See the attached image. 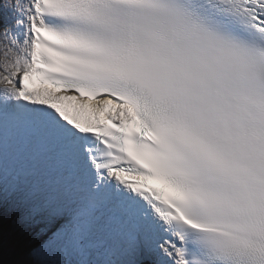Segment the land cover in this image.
<instances>
[{
  "label": "snow or ice",
  "instance_id": "1",
  "mask_svg": "<svg viewBox=\"0 0 264 264\" xmlns=\"http://www.w3.org/2000/svg\"><path fill=\"white\" fill-rule=\"evenodd\" d=\"M28 264H264V0H0V244Z\"/></svg>",
  "mask_w": 264,
  "mask_h": 264
},
{
  "label": "rangeland",
  "instance_id": "2",
  "mask_svg": "<svg viewBox=\"0 0 264 264\" xmlns=\"http://www.w3.org/2000/svg\"><path fill=\"white\" fill-rule=\"evenodd\" d=\"M5 227H9L11 228V230H7ZM3 229H4L3 230V241H2V244H0V251H3L5 256L6 255H8V257L12 256L13 249L15 247H20L22 249L25 245H28L27 242H24V244L22 243V241H26V240L21 238V236L16 231L15 227L10 221L6 220V222L3 224Z\"/></svg>",
  "mask_w": 264,
  "mask_h": 264
},
{
  "label": "trees",
  "instance_id": "3",
  "mask_svg": "<svg viewBox=\"0 0 264 264\" xmlns=\"http://www.w3.org/2000/svg\"><path fill=\"white\" fill-rule=\"evenodd\" d=\"M27 252L25 249L15 247L13 255L8 257L5 256L3 251H0V264H27Z\"/></svg>",
  "mask_w": 264,
  "mask_h": 264
},
{
  "label": "bare ground",
  "instance_id": "4",
  "mask_svg": "<svg viewBox=\"0 0 264 264\" xmlns=\"http://www.w3.org/2000/svg\"><path fill=\"white\" fill-rule=\"evenodd\" d=\"M6 222V220L4 221V223ZM3 223V224H4ZM10 227V226H9ZM9 227H5L7 230H11V228H9ZM4 230V229H3ZM13 230V229H12ZM24 242H27V241H22V243L24 244ZM21 243V244H22ZM28 243V242H27ZM22 249H25L26 250V252H28V250H29V244L28 245H25ZM27 260H26V262H27V264H28V261H29V256H28V254H27Z\"/></svg>",
  "mask_w": 264,
  "mask_h": 264
}]
</instances>
